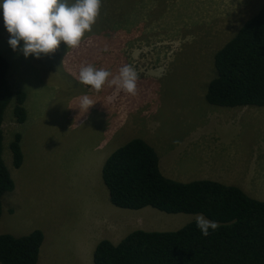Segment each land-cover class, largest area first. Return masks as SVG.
Here are the masks:
<instances>
[{"label":"rangeland","instance_id":"1","mask_svg":"<svg viewBox=\"0 0 264 264\" xmlns=\"http://www.w3.org/2000/svg\"><path fill=\"white\" fill-rule=\"evenodd\" d=\"M263 2L102 0L79 47L61 43L40 59L11 50L0 16L8 83L14 93H25L27 113L25 122L17 123L14 100L4 112L2 157L14 189L1 200L0 235L40 231L37 264H93L101 241L118 244L135 230L176 231L195 221L196 215L150 207L126 210V229L113 223L120 233H113L103 217L95 229L87 221L89 212L106 216L114 208L101 179V159L134 138L155 150L161 173L170 180L233 182L264 201V107L220 108L204 98L214 54ZM105 47L108 51H101ZM89 64L113 77L131 65L138 73L136 94L108 84L100 91L82 84L80 68ZM85 95L94 104L84 113ZM14 134L21 139L18 168L10 150ZM90 232L94 238L87 245Z\"/></svg>","mask_w":264,"mask_h":264},{"label":"trees","instance_id":"2","mask_svg":"<svg viewBox=\"0 0 264 264\" xmlns=\"http://www.w3.org/2000/svg\"><path fill=\"white\" fill-rule=\"evenodd\" d=\"M213 74L205 101L220 108L264 107V2L259 12L213 56ZM9 63L0 54V216L4 194L14 182L3 161L4 112L14 100L16 122L26 119L23 91H12ZM20 135L10 143L12 165L22 162ZM112 206L146 207L170 215L203 214L219 227L203 236L196 220L170 232L135 230L118 244L99 242L93 264H264V201L249 197L240 185L215 179L181 183L161 173L155 150L134 138L113 151L101 169ZM43 235H0V264H37Z\"/></svg>","mask_w":264,"mask_h":264},{"label":"clouds","instance_id":"3","mask_svg":"<svg viewBox=\"0 0 264 264\" xmlns=\"http://www.w3.org/2000/svg\"><path fill=\"white\" fill-rule=\"evenodd\" d=\"M101 3L102 0H0V16L10 37L7 43L13 52L18 51L25 59H40L55 52L61 43L67 48H77L85 34L91 32ZM101 51L108 49L105 47ZM79 80L96 91L108 84L135 95L138 73L131 65H125L113 77L109 70L89 64L80 68ZM93 104L85 95L81 98L80 109L85 113ZM196 226L207 237L219 224L197 214Z\"/></svg>","mask_w":264,"mask_h":264},{"label":"crops","instance_id":"4","mask_svg":"<svg viewBox=\"0 0 264 264\" xmlns=\"http://www.w3.org/2000/svg\"><path fill=\"white\" fill-rule=\"evenodd\" d=\"M111 154V153H110ZM109 154V155H110ZM106 158L107 157H103L102 159H101V165L103 166V164H104V162H105V160H106ZM88 176V175H87ZM97 195V194H96ZM97 200H99V201H101V199L99 198V196L97 195ZM100 205L103 207V202L102 203H100ZM114 207V206H113ZM109 209H113V211H110ZM108 210H106V216H99L97 213V211H92V212H89L88 214H87V221H91L92 222V227H93V229H95V222L97 221V220H99L100 219V217H103V219H107V221H108V224H107V226L109 227V228H112L113 227V233H120V232H118L117 231V229H116V227H115V225L113 224V223H115V222H117L118 223V226L122 229V231H123V229L125 228L126 229V221H125V217H124V215H125V211L126 210H123V209H118V208H116V207H114V208H109ZM144 209V208H143ZM140 210H142V209H140ZM131 211H139V210H131ZM116 213H118V216H117V220H115V219H112L111 217H110V215H112V214H116ZM129 223V222H128ZM93 229H92V231H93ZM129 234V233H128ZM105 236V235H104ZM93 233L92 232H90V234H89V237L86 239V241H85V244H87V245H89V242H92L93 241Z\"/></svg>","mask_w":264,"mask_h":264}]
</instances>
